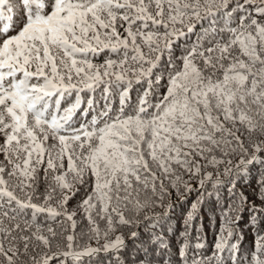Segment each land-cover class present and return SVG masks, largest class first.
<instances>
[{
  "label": "snow or ice",
  "instance_id": "1",
  "mask_svg": "<svg viewBox=\"0 0 264 264\" xmlns=\"http://www.w3.org/2000/svg\"><path fill=\"white\" fill-rule=\"evenodd\" d=\"M0 264H264V0H0Z\"/></svg>",
  "mask_w": 264,
  "mask_h": 264
},
{
  "label": "trees",
  "instance_id": "2",
  "mask_svg": "<svg viewBox=\"0 0 264 264\" xmlns=\"http://www.w3.org/2000/svg\"><path fill=\"white\" fill-rule=\"evenodd\" d=\"M193 39H195V37H193ZM181 42H182V41H181ZM178 54H179V52L177 51V55H178ZM105 55H107V53H104V54H102V55L96 57V58L94 59V62H95V63H103V60H104ZM113 58H115V57H113ZM165 58H166V57H165ZM98 95H99V92L97 93V96H98ZM132 95H133V97H135L136 93L133 92ZM115 103H116L117 106H118V99L115 101ZM41 191H43V189H41ZM79 198H80V197L78 196L76 199L78 200ZM196 199H197V193H196V192H193V193L190 195V197L188 198L187 202L182 203V204H181V203H177V204H176V207H175V210H174V213H173V215H174V219H173V221H172L173 224H175L179 219L182 218L183 213L187 211V209L190 207L191 203H192L193 201H195ZM72 203H75V201H73ZM208 215L210 216V215H211V212H209ZM40 219H44V217L41 216ZM207 225H208V221H207V219H205V226H206V227H205V231H207V235H208V245L210 246V245L214 242V237H213L212 233L218 229L219 224H218V222H217V224H216L215 226L211 227V228H208ZM133 230H135V229H133ZM126 234H127V233H126ZM250 240H251V237L248 236V237L243 241V244H244V247H245V248H247V247L249 246V241H250ZM225 255H226V253H225Z\"/></svg>",
  "mask_w": 264,
  "mask_h": 264
}]
</instances>
